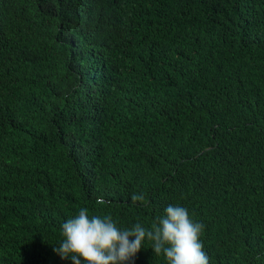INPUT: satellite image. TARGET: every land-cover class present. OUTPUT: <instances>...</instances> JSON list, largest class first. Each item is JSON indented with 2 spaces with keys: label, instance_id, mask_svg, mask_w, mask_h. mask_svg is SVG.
Instances as JSON below:
<instances>
[{
  "label": "trees",
  "instance_id": "trees-1",
  "mask_svg": "<svg viewBox=\"0 0 264 264\" xmlns=\"http://www.w3.org/2000/svg\"><path fill=\"white\" fill-rule=\"evenodd\" d=\"M169 204L209 264H264V0H0V264H71L81 208Z\"/></svg>",
  "mask_w": 264,
  "mask_h": 264
},
{
  "label": "clouds",
  "instance_id": "clouds-1",
  "mask_svg": "<svg viewBox=\"0 0 264 264\" xmlns=\"http://www.w3.org/2000/svg\"><path fill=\"white\" fill-rule=\"evenodd\" d=\"M131 200L145 202L146 197L133 194ZM96 203L102 205L104 200L97 198ZM61 229L62 243L53 251L71 264H130L145 239L152 242L155 255H164L167 264H209L200 240L204 225L182 206L169 204L150 229L139 222L121 229L111 215L90 217L88 209L81 208Z\"/></svg>",
  "mask_w": 264,
  "mask_h": 264
}]
</instances>
